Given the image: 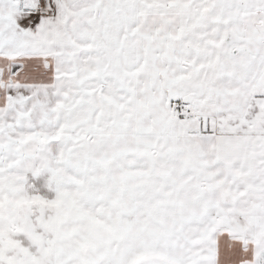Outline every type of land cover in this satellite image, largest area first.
<instances>
[{
    "label": "snow or ice",
    "instance_id": "snow-or-ice-1",
    "mask_svg": "<svg viewBox=\"0 0 264 264\" xmlns=\"http://www.w3.org/2000/svg\"><path fill=\"white\" fill-rule=\"evenodd\" d=\"M0 264H264V0H0Z\"/></svg>",
    "mask_w": 264,
    "mask_h": 264
}]
</instances>
